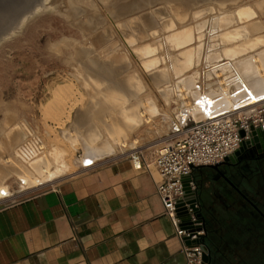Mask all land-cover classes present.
Wrapping results in <instances>:
<instances>
[{
  "label": "rangeland",
  "instance_id": "1",
  "mask_svg": "<svg viewBox=\"0 0 264 264\" xmlns=\"http://www.w3.org/2000/svg\"><path fill=\"white\" fill-rule=\"evenodd\" d=\"M10 1L5 0V2L0 3V19L10 18L13 13L16 14L15 12L18 11L19 7H15L14 11L9 9ZM15 1L11 2V7L13 4L18 6V1H16L17 3ZM73 1L87 12L89 17L87 20H84L85 17L73 19L62 0H49L47 4L53 6L54 9L51 7L40 12L35 18L26 23L17 35L0 45L1 164L5 163L9 167L14 163L21 162L20 164L25 163L24 165H27L24 160L26 159L27 161L30 160L31 165L33 160L35 161L37 157L42 156L44 153L48 156L56 153L54 149L57 144L59 146L56 148L61 146L63 148L61 153L66 152L62 159L69 160V162L59 165L62 174L55 178V181L47 183L43 181L39 187L33 188L17 176L7 178L3 187V190L6 189L7 196L0 198L1 202L31 192L46 184L69 179L76 175L80 170L77 161L85 157L84 145L89 140L87 133L91 130L99 131H96L97 136L100 137L98 143L102 141L100 143L102 144L105 141L110 143L111 146H115L116 152L111 156H115L117 153L120 156H128L130 152L135 150H142L148 156H152L156 150L161 148L164 139L172 132L171 124L176 121L175 113L184 106L183 93L179 97L173 94L178 87L183 89L187 99L190 96L191 102L194 101L193 103H195V96L198 95V91L193 85L188 87L192 82H195V86L198 84L206 91L205 95L210 94L211 90L215 89L220 92L223 87L228 89L227 94L230 96L237 92L236 83L239 82L237 79L242 74L239 66L235 63L242 60L243 55H234L235 53L231 50H234L235 47L239 49L244 41L233 44L223 43L221 36L226 30H233L236 33L245 35L247 34L246 26L250 23H241L236 17L238 20L234 18L230 25L224 26V22H217V15L221 16L218 8L214 9L211 14H204L197 19L193 16L197 8L191 9L187 18L179 21L175 12L171 11L169 3L167 4L165 1L156 2L155 4V2H152L154 0H147V2L144 0V3H147L144 4L143 0H99L104 4L102 7L98 6L97 0H83L82 3L77 0ZM93 4H96V6H93ZM108 7L109 12L105 10ZM116 11L123 14L116 17ZM91 17L93 18V25L96 26L90 25L94 29L96 28L97 31L89 32L84 29L85 25L91 23V21L89 22ZM169 20L172 23H185L184 28H178L177 31L193 28V35L190 38L193 39V43L185 48H180L177 45H173L176 47L170 46L166 40L170 33L162 25L170 22ZM259 20L261 23H259L256 38H263V42L251 52V56L255 55V57L264 51V18L259 16ZM225 22L228 23V21ZM151 24L155 26L152 28ZM7 25L9 26V23H0V32H4ZM98 36H101L104 40L102 45L94 41L91 45L90 40ZM139 45L144 46L143 49H137ZM86 46H88L90 52L89 56L99 63L115 64V67L126 68L121 74H115L112 77L113 82L116 83L125 77H135L142 83L139 99L141 98L143 102L146 101L147 106L150 105L149 101L154 100L161 106V111L151 114L153 116L152 122L149 124L142 123L133 131H128L125 134L127 148H122L119 144L116 145L108 130L113 127L124 126L121 123L120 109L107 106L108 109L106 108L105 114L103 113V118L106 120L109 116L111 119L108 121V125L111 126L109 128L103 124L102 119H95L96 117L91 118L89 126L87 124L80 127L76 125V114L82 110L86 112V109L90 112L93 107L90 94L82 85L81 75L83 74L81 73L83 72L80 63L74 58L75 56L79 58L80 47ZM173 48L175 49L173 50ZM186 52L188 54L186 57L188 58L190 54L195 64L183 72L182 66L186 61L184 59ZM257 65H259L260 71L264 72L263 64L256 63L255 66ZM218 74H223L224 77H218ZM151 77L158 82L154 83ZM222 80H226V85L224 83L223 85L220 84ZM71 83L73 84L71 90L75 94L73 95V101L78 102V106L71 110L68 119H64V122L67 126L74 125L76 127L73 137L68 128L65 129L69 131L67 136L64 134V130L58 129L43 110L52 100L56 88ZM168 91L169 97L167 96ZM200 95L202 94L200 93ZM134 101L131 99L128 106H134ZM140 110L141 108L139 112ZM171 114L174 115L170 118ZM13 129H16L24 140L14 144L10 137V132ZM25 140L33 143V145L27 146L29 142L27 143ZM40 147H43V149L40 150ZM28 149L37 151L39 155L32 154V157L29 156L28 154L31 151ZM104 159L94 160L103 161ZM33 165L27 168L35 171ZM55 166H58V164ZM43 170L40 171L43 172ZM208 170L203 168L198 171V174L208 173ZM41 176L38 175V178L44 180V173ZM204 188L205 190H203L201 196L202 200L207 202L208 190L206 191V186Z\"/></svg>",
  "mask_w": 264,
  "mask_h": 264
},
{
  "label": "crops",
  "instance_id": "2",
  "mask_svg": "<svg viewBox=\"0 0 264 264\" xmlns=\"http://www.w3.org/2000/svg\"><path fill=\"white\" fill-rule=\"evenodd\" d=\"M157 181L117 153L0 201V264H186Z\"/></svg>",
  "mask_w": 264,
  "mask_h": 264
},
{
  "label": "bare ground",
  "instance_id": "3",
  "mask_svg": "<svg viewBox=\"0 0 264 264\" xmlns=\"http://www.w3.org/2000/svg\"><path fill=\"white\" fill-rule=\"evenodd\" d=\"M14 1H10V4L9 3L8 4L10 5L9 9L13 11L15 7H19L18 11L15 12L16 14L13 13V15L10 16V18L4 17L0 19V23H9V26H11V27H9L8 25L5 26L6 28H4L5 29L4 32H0V45L4 41L9 40L13 38L15 35H17L23 29L26 23H28L30 20L35 18L40 12L48 10L51 7L53 8V6L47 4L49 0H16L18 1V6L17 4L16 5L13 4L14 7L13 6L11 7V4H12L11 2H14ZM62 1L64 4H66V7L70 11L71 17L73 19H77V18L79 19L80 17H83V18L85 17L86 19L84 18V20H87V18H89L87 12L82 10V8H80V6H78V4L75 3L73 0H62ZM77 1L82 3L83 0H77ZM162 1H165L167 4L169 3V6L171 7V11L175 12V14L179 18V19L178 18L176 19H178L179 21L181 20L183 21L185 18H187L188 13L191 9L197 8V11H195L193 14L194 18L197 19V18H200L204 14L206 15L207 13L211 14V12L214 9L218 8L221 12L220 14L221 16L217 15V22L218 23L224 22L223 23L224 26L230 25L233 22L232 20H234V18L235 19L238 18L241 21V23H250L249 25L246 26L247 34L245 35L236 33L233 30L232 31L226 30L221 36V41L223 43L233 44L236 42L244 41L242 42V45L239 49L235 47L234 50H231L232 52L235 53V54L233 53L234 55H239V54L243 55V59L235 63V65L239 66V70L242 74V76L237 79L239 80V82L236 83L237 92L234 95L230 96L227 94L228 89H226V87H223L222 91L220 92L216 89L211 90L210 94L204 96L207 99L202 101V103L205 106H203V104L196 106V104L193 103L194 101L191 102L190 96H188L189 99H187L186 95L184 94L183 89H180L181 87L180 88L178 87L173 94L179 97V95L183 93L182 101H184L185 103H184V106L179 108L177 113H175V120L177 121V123L179 119H181L182 117L185 118L186 115L192 116L193 118L200 120L201 118H203L204 108H205L204 111H206L208 114L218 113L221 111H228V110L233 109L235 107L236 102L244 101L247 95L252 96L254 98V101L257 100L256 96H261V97L264 96V72L260 71L261 69L259 65L255 66L256 63H261L264 66V51L260 52L258 54L259 56H256V57L255 55L251 56V52L253 51V49H255L259 44L263 42V38L261 37L256 38L257 37L256 32L259 31V23H261V21L259 20V16L264 18V0H154L152 2H155L156 4V2L158 3ZM1 2H5V0L0 1V3ZM96 3L98 4V6H101V7L104 6L103 2L99 0H97ZM143 3H144V0H143ZM93 6H96V4H93ZM105 10H107L108 12L110 11L109 7L105 8ZM92 13L94 14V12ZM121 14L117 11L115 12L116 17L121 16ZM223 14L225 16H222ZM163 16L164 14L162 15V17ZM91 18L89 20V22L91 21V23H88L87 25H85L84 29H87L89 32L97 31L95 30L96 28L94 29V27H91L93 25L92 23L93 18L92 19ZM171 20H169L171 23L170 22L164 23V24L161 23L163 25V28L167 32L170 33V35L167 36V38L165 37L169 45L170 46L177 45L180 48L188 47V45L193 43V39H190L192 38V35H193V28H187V30L182 29L180 31H177L178 28H184L185 23H182V24L172 23ZM225 21H228V23ZM82 22H83V19H82ZM153 24H151L152 28L155 26V25L153 26ZM93 26H96V25H93ZM10 29H14V30H10ZM93 41L100 43L101 45L104 42L101 36L92 38L89 43L92 45ZM130 42L133 43L132 41ZM143 47L144 46L139 45L137 49L141 50L143 49ZM173 47H176V46H173ZM80 48L81 49L78 52L79 58H77L76 56L74 58H76L80 63V68L83 72L81 73L83 74L81 75L82 85L85 86V88L87 89V92L90 94L89 95L90 101L93 103V107L90 112L87 111L86 109V112H84L85 110L84 111L82 110L76 114V118H77L76 125L78 127L84 126L86 124L87 126H89L90 120H92L93 117H96L95 119H98V118L100 120L102 119L103 124L107 128H109L111 126L108 125L109 124L108 121L111 119L109 118V116H107L108 118L104 116L106 120L103 118V115L105 114L104 112L106 111L107 106L120 109L121 110L120 111L121 123H123L124 126L121 125L119 127H113L108 130L110 131L112 138L115 140L116 145L119 144L122 148H127L128 144H127V141H125V136H126L125 134L128 133V131H133L134 128H137L142 123L149 124L150 122H152L153 116L151 114L156 113L159 110L161 111V106L155 100L149 101L150 105L147 106L146 101L143 102L141 101V98L139 99L140 90L142 89L141 88L142 83L138 81L137 79H135V77H125L116 83L113 82L112 77L115 74H121L124 71V69H126L125 67H115V64H109V63L101 64L96 59L91 58L89 56L90 52H89L88 46L83 47V48L80 47ZM174 49L175 48H173V50ZM187 55H188L187 52L185 56L183 55L184 59H186V61L184 60L185 62L182 66L183 72L186 71L185 69H190V67L194 66L195 64L193 57L189 54L187 58L186 57ZM152 66H151V69H152ZM220 70H223V69H220ZM98 75H101V76H98ZM218 77L223 78L224 75L218 74ZM151 78L153 79V77ZM153 82L157 83L158 81L156 79H153ZM223 83L226 85V80H222L220 84L223 85ZM71 84L56 88V90H54L53 92L52 100L44 107L43 110L46 116L55 123L58 129L64 130L65 131L64 134L67 136L69 131L65 129L68 128L71 131V134L73 137L75 135L74 129H76V127H74V125L67 126L66 123L64 122V119L66 118L68 119L71 110L74 107L78 106L77 105L78 102L76 103L75 101H73V95L75 94H73V90H71L73 88L72 87L73 84L72 85ZM191 85L195 87V82H192L191 84H189L188 87ZM168 95H169V91H168L167 96ZM198 98L201 99L202 97L198 94ZM131 99L135 100L134 101L135 104H133L134 106L132 107L128 106V103L130 102ZM195 99L197 100V95L195 96ZM82 101H79V102H82ZM207 101L209 104L208 106H206L205 104ZM140 108L141 110L139 112ZM173 115L174 114H171L169 117L171 118ZM90 127L92 129L91 125ZM91 131L87 133V135H89L88 137L89 140L86 141L84 145L85 157L82 160L77 161L79 165L81 162H83L87 158L104 159V158H107V156L109 157L111 155H114L116 152L115 146L114 147L111 146L110 143H107L105 141L102 144H100L102 141L98 143V140L100 138L99 135L97 136V133H96V131L98 130L96 131L91 130ZM100 136L102 135L100 134ZM10 137L14 144L19 143L20 140H24V138L21 137V135L16 129H13L10 132ZM26 142L25 144H27L29 141L27 143ZM96 143L97 145H95ZM31 144L33 145V143L29 142L27 146H32ZM57 146L59 145L57 144ZM57 146H55V149H54L57 154L54 153L53 155L48 156L44 153L42 156L37 157L35 161L33 160V163L31 165H30L31 163L30 160L27 161L26 159H24L27 165H24L25 163L20 164L21 162H19L18 164L14 163L13 165L8 167L5 165V163L1 164L2 160L0 159V198L7 196V192H5L6 189L3 190L4 189L3 187H4L5 180L9 177L17 176L23 182H27L30 186L34 188V187H39L43 181L44 182L46 181V183L49 181L52 182L55 178H57L60 174H62V170H61V167H59V165H62L63 163H67L69 162V160L62 159V157L65 156L66 152L61 153V150H63L62 146L56 148ZM41 149H43V147H40V150ZM28 150L31 151V149H28ZM32 154L39 155L37 154V151L35 150L31 151V153L28 155L31 156ZM56 164H58V166H55ZM32 165L34 166L33 169L35 171H33L32 169L29 170V168H27L28 166L31 167ZM40 170H43V172H41ZM43 173L45 175V178L44 180H41L40 178H38V175L41 176ZM41 178L43 177L41 176Z\"/></svg>",
  "mask_w": 264,
  "mask_h": 264
},
{
  "label": "built area",
  "instance_id": "4",
  "mask_svg": "<svg viewBox=\"0 0 264 264\" xmlns=\"http://www.w3.org/2000/svg\"><path fill=\"white\" fill-rule=\"evenodd\" d=\"M263 144L264 100H261L171 132L151 158L142 150L128 155L136 170H156L157 196L182 243L186 264H207L203 243L206 230L199 218L195 172L220 165L243 149ZM88 168L91 167L83 169Z\"/></svg>",
  "mask_w": 264,
  "mask_h": 264
},
{
  "label": "flooded vegetation",
  "instance_id": "5",
  "mask_svg": "<svg viewBox=\"0 0 264 264\" xmlns=\"http://www.w3.org/2000/svg\"><path fill=\"white\" fill-rule=\"evenodd\" d=\"M196 183L207 264H264V144L243 149L218 169L196 177ZM204 186L207 202L201 196ZM219 225L227 226L225 244L213 255L208 227ZM219 251L222 258L217 257Z\"/></svg>",
  "mask_w": 264,
  "mask_h": 264
},
{
  "label": "water",
  "instance_id": "6",
  "mask_svg": "<svg viewBox=\"0 0 264 264\" xmlns=\"http://www.w3.org/2000/svg\"><path fill=\"white\" fill-rule=\"evenodd\" d=\"M195 87H196V90L198 91V94L199 95H200V93L202 94V95H200L202 98L199 99L198 95H197V100L195 101L196 106H199V105L203 104L202 101L207 99V98L204 97L205 94H206V91H204L198 84ZM256 99L257 100L254 101V98L252 96L247 95V97L244 99V101L236 102L235 107L233 109L228 110V111H221V112H218V113L208 114L206 111H204L205 110V108H204V110H203V118H201L198 121H196L192 116L186 115L185 118L182 117L181 119H179L178 123H177V121H175V122H173L171 124L172 125V132L179 131L181 128L187 127L190 123H199V122H202L204 120L212 119V118L227 114V113L231 112L232 110H238V109L244 108L246 106H249L251 104L257 103V102H259L261 100H264V96H262V97L261 96H256ZM205 104H206V106H208L209 105L208 101ZM203 106H205V105L203 104ZM228 161H229V159L226 160L224 163H222L220 165L212 166V167H209V168H206V169H215L216 170L221 165L226 164ZM98 162H101V161H96V160H94L92 158H87L83 162L80 163L79 168L83 169V168H87V167H93ZM201 169H203V168H201ZM201 169H199V170H201ZM179 216L181 217V214H179ZM182 220L185 221L186 219H182ZM204 251L206 253H208L209 249L207 248V246L204 247ZM205 260L208 261V258H206Z\"/></svg>",
  "mask_w": 264,
  "mask_h": 264
},
{
  "label": "trees",
  "instance_id": "7",
  "mask_svg": "<svg viewBox=\"0 0 264 264\" xmlns=\"http://www.w3.org/2000/svg\"><path fill=\"white\" fill-rule=\"evenodd\" d=\"M226 227L225 225H219L218 227H208L209 229V240H208V243H209V246L212 250V254L215 255L216 252H217V249L219 247H221L223 244H225V241H224V236H225V233L224 232L226 230ZM223 253H226V250L223 252ZM218 256L217 257H221V253L220 251L218 252L217 254ZM219 258V259H220ZM215 260V258H214ZM214 264V262H213Z\"/></svg>",
  "mask_w": 264,
  "mask_h": 264
}]
</instances>
